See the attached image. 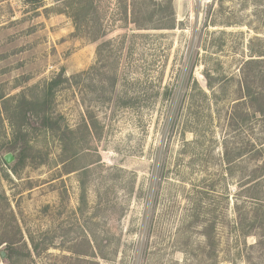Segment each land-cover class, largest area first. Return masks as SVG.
Returning <instances> with one entry per match:
<instances>
[{"label": "rangeland", "instance_id": "rangeland-1", "mask_svg": "<svg viewBox=\"0 0 264 264\" xmlns=\"http://www.w3.org/2000/svg\"><path fill=\"white\" fill-rule=\"evenodd\" d=\"M252 58L264 0H0V264H264Z\"/></svg>", "mask_w": 264, "mask_h": 264}, {"label": "trees", "instance_id": "trees-1", "mask_svg": "<svg viewBox=\"0 0 264 264\" xmlns=\"http://www.w3.org/2000/svg\"><path fill=\"white\" fill-rule=\"evenodd\" d=\"M259 59H264V58H252L249 59L246 64H244V67L242 68V80H241V88H242V92L244 93V95H241V97L247 96L248 100H249V104L250 107L253 108L254 111L256 112H261L264 113V90L258 87L255 88H251L250 84H249V80L247 79L248 77L252 76L253 81L259 80L262 75H263V71L262 69H258L256 71L252 72V75H250L249 71L245 72V66H247V64H255L256 66L258 64H260V60ZM62 76L61 73L57 74L54 78H52L46 86V91H45V97H50L49 95L52 96L53 94V90L55 89V87H57L58 85L61 84L62 82ZM244 90V91H243ZM253 111V112H254ZM44 118V123L45 124V128L47 129H51L53 130L56 126H54V124L50 121L49 116H43ZM13 149H15V151H18V153H21V151L19 150V148L14 147ZM10 151V149H9ZM20 158V157H19ZM257 182H255L254 185H256ZM264 196V194H262ZM256 200V204L259 206H262L264 204V199L261 198L260 194H255V196H253ZM261 228L264 229V223L261 224ZM6 244L8 245V247H11L12 242H6ZM251 247H264V235L262 234V238L258 237V239L250 245ZM247 259L249 260V258L247 257Z\"/></svg>", "mask_w": 264, "mask_h": 264}, {"label": "water", "instance_id": "water-1", "mask_svg": "<svg viewBox=\"0 0 264 264\" xmlns=\"http://www.w3.org/2000/svg\"><path fill=\"white\" fill-rule=\"evenodd\" d=\"M4 159H5L7 162L11 161V160H12V154H11V153H7V154H5ZM2 256H4V253H3V252H2Z\"/></svg>", "mask_w": 264, "mask_h": 264}]
</instances>
